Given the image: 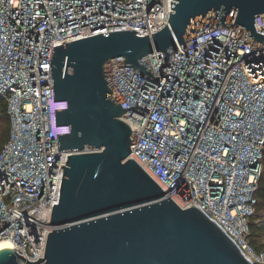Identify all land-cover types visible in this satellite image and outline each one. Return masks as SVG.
<instances>
[{
	"label": "built area",
	"instance_id": "1",
	"mask_svg": "<svg viewBox=\"0 0 264 264\" xmlns=\"http://www.w3.org/2000/svg\"><path fill=\"white\" fill-rule=\"evenodd\" d=\"M171 1L0 0V98L10 120L0 152V242L11 241L28 261L45 257L62 161L73 154L58 148L57 134L70 125H56L55 110L68 103L54 100L55 44L125 30L154 34L174 12ZM254 26L264 35V13ZM250 33L233 25L194 36L172 50L170 64L163 52L150 54L158 82L117 57L106 64V80L117 105L150 108L121 117L132 129L125 161H136L181 208L196 205L251 264H264L250 227L263 171L264 43Z\"/></svg>",
	"mask_w": 264,
	"mask_h": 264
},
{
	"label": "water",
	"instance_id": "2",
	"mask_svg": "<svg viewBox=\"0 0 264 264\" xmlns=\"http://www.w3.org/2000/svg\"><path fill=\"white\" fill-rule=\"evenodd\" d=\"M160 31L134 30L79 35L55 44L51 59L55 110L63 158L45 257L25 259L14 245L0 247V264H251L234 242L196 205L183 209L142 169L131 154L132 129L121 119L126 110L148 114L136 102L124 109L109 97V60L124 57V66L154 81L149 55L172 50L184 41L220 26L248 29L255 41V19L264 0H177ZM66 65L64 72L63 68ZM88 148L97 152L79 153ZM22 253V252H21Z\"/></svg>",
	"mask_w": 264,
	"mask_h": 264
},
{
	"label": "trees",
	"instance_id": "3",
	"mask_svg": "<svg viewBox=\"0 0 264 264\" xmlns=\"http://www.w3.org/2000/svg\"><path fill=\"white\" fill-rule=\"evenodd\" d=\"M0 117H3V128L0 134V152L8 141L10 132V120L7 112L6 102L0 98ZM263 171L258 183L256 192L257 205L254 216L251 219V241L256 251H264V150H263Z\"/></svg>",
	"mask_w": 264,
	"mask_h": 264
},
{
	"label": "bare ground",
	"instance_id": "4",
	"mask_svg": "<svg viewBox=\"0 0 264 264\" xmlns=\"http://www.w3.org/2000/svg\"><path fill=\"white\" fill-rule=\"evenodd\" d=\"M5 245H13V243L9 240H5V241L0 242V247L5 246ZM13 248H14V246H13Z\"/></svg>",
	"mask_w": 264,
	"mask_h": 264
},
{
	"label": "rangeland",
	"instance_id": "5",
	"mask_svg": "<svg viewBox=\"0 0 264 264\" xmlns=\"http://www.w3.org/2000/svg\"><path fill=\"white\" fill-rule=\"evenodd\" d=\"M0 128H3V117H0ZM1 129H0V134H1Z\"/></svg>",
	"mask_w": 264,
	"mask_h": 264
}]
</instances>
